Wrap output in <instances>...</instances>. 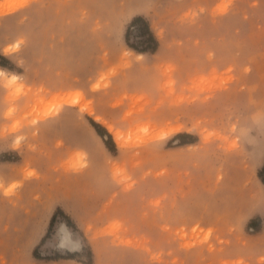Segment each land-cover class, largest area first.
<instances>
[{"label": "rangeland", "instance_id": "374dc122", "mask_svg": "<svg viewBox=\"0 0 264 264\" xmlns=\"http://www.w3.org/2000/svg\"><path fill=\"white\" fill-rule=\"evenodd\" d=\"M0 2V264H264V0Z\"/></svg>", "mask_w": 264, "mask_h": 264}, {"label": "trees", "instance_id": "16d2710c", "mask_svg": "<svg viewBox=\"0 0 264 264\" xmlns=\"http://www.w3.org/2000/svg\"><path fill=\"white\" fill-rule=\"evenodd\" d=\"M141 23L142 27L139 31V39L135 42H131L130 35H129V27L126 29V33L124 36L126 45L139 53H147V52H154L158 47V41L155 38L153 32L151 31L148 23L141 17L137 16L134 17L131 21V25ZM3 61H8L7 57L0 54V67L10 69ZM99 132V130H97ZM181 137V135H180ZM107 143V142H106ZM185 143V142H182ZM54 217L52 218L53 221Z\"/></svg>", "mask_w": 264, "mask_h": 264}, {"label": "bare ground", "instance_id": "6f19581e", "mask_svg": "<svg viewBox=\"0 0 264 264\" xmlns=\"http://www.w3.org/2000/svg\"><path fill=\"white\" fill-rule=\"evenodd\" d=\"M11 10H12V7L6 8L5 5H4V3L0 2V11L1 12L7 13V12H9ZM138 56H141V54H138ZM0 75H4V70L3 69H0ZM8 79H10V80H16L17 79V76L14 75V74H11L10 76H8ZM80 98H81L80 96H77L76 98L71 97V96H67L66 98L63 99V102L69 103V104L76 103V104L79 105L81 111H85L87 113H91L90 105L88 103L81 102ZM106 127H107V129L110 132H113L112 126L106 125ZM113 135H114V139H115L116 143L118 145H121L122 144V141H121V138H120V133L118 131H114L113 132Z\"/></svg>", "mask_w": 264, "mask_h": 264}]
</instances>
